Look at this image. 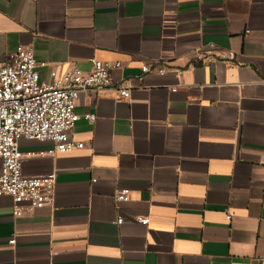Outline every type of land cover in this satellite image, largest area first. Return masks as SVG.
<instances>
[{
    "label": "crops",
    "instance_id": "crops-1",
    "mask_svg": "<svg viewBox=\"0 0 264 264\" xmlns=\"http://www.w3.org/2000/svg\"><path fill=\"white\" fill-rule=\"evenodd\" d=\"M20 45L46 84L120 61L130 97L79 95L81 149L20 140L54 200L16 217L0 196V264H264V0H0V61ZM210 48L234 58L197 62ZM150 62L169 69L137 81Z\"/></svg>",
    "mask_w": 264,
    "mask_h": 264
},
{
    "label": "built area",
    "instance_id": "built-area-1",
    "mask_svg": "<svg viewBox=\"0 0 264 264\" xmlns=\"http://www.w3.org/2000/svg\"><path fill=\"white\" fill-rule=\"evenodd\" d=\"M216 58L233 59L234 54L226 56L207 49L196 55L197 62L210 63ZM90 70L73 68L58 74L51 70V84L40 81L39 68L44 63L36 60L32 47L18 46L14 52L0 61V196L12 199V212L16 217L31 214L34 210L52 205L54 200L55 172L32 176L24 173L22 163L35 153L20 150L21 139L50 141L52 147L40 151V156H55L83 148L82 142L70 138L69 132L81 118L75 112L77 99L81 93L98 92L107 88H116L119 96L128 100L129 87L124 80L114 81L111 70L119 68L120 61L105 62L91 60ZM141 74L136 77L142 81L149 73L163 74L169 68L156 65L155 62L140 66ZM178 74L182 71L178 70ZM176 91L177 88L171 89ZM82 118L94 122V114H84ZM130 190L124 188L115 194L116 201H126ZM227 220L231 215H226ZM122 217L111 221L117 226L123 223ZM142 224L147 219L138 220ZM14 239L10 243H14Z\"/></svg>",
    "mask_w": 264,
    "mask_h": 264
}]
</instances>
